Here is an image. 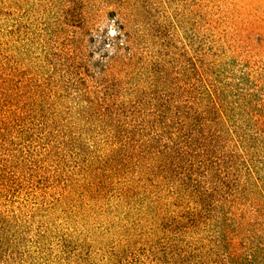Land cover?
Returning <instances> with one entry per match:
<instances>
[{
	"label": "rangeland",
	"instance_id": "1",
	"mask_svg": "<svg viewBox=\"0 0 264 264\" xmlns=\"http://www.w3.org/2000/svg\"><path fill=\"white\" fill-rule=\"evenodd\" d=\"M0 264H264V0H0Z\"/></svg>",
	"mask_w": 264,
	"mask_h": 264
},
{
	"label": "trees",
	"instance_id": "2",
	"mask_svg": "<svg viewBox=\"0 0 264 264\" xmlns=\"http://www.w3.org/2000/svg\"><path fill=\"white\" fill-rule=\"evenodd\" d=\"M120 36V34L118 35ZM117 39H119V37H117ZM128 43H126V45L129 44V41H127ZM192 90L191 92L186 96V102L184 104L183 110L181 111V113H179L178 111L175 112V116H181V119L179 120V118H177V120H179L177 122L178 125V130H179V134H181L182 138L178 137L177 142H173L174 144H177L176 146H178V154L180 157L183 158H189V160L191 158H193V153L194 155L197 156V151L193 150L194 148H198L201 146H204V150L202 153H200V155L198 156L200 158V161H198L199 163L197 164V170H202L203 171V175H207L209 174V171L212 169L210 168V166H208V153L210 152V146L209 144L212 143L214 141L213 137H209L205 132V130L203 129V125L202 122H199L200 117L202 118L203 114L205 115V113L203 111H198L195 108V105H197L200 102H202L203 97H208L211 98V94L209 93L208 90H206V92H202L200 93V95H194L192 96ZM179 108V106H178ZM177 110V108H176ZM167 111H171L170 108H167ZM167 114V113H166ZM169 114H173V112L169 113ZM168 118L171 119V117ZM171 116V115H170ZM172 120V119H171ZM202 121V120H200ZM193 124H188V123H192ZM191 126L192 131H189L188 133H185V128L184 127H188ZM168 127V125H167ZM182 139V140H181ZM203 143V144H202ZM202 144V145H201ZM196 146V147H195ZM205 169V170H204Z\"/></svg>",
	"mask_w": 264,
	"mask_h": 264
}]
</instances>
